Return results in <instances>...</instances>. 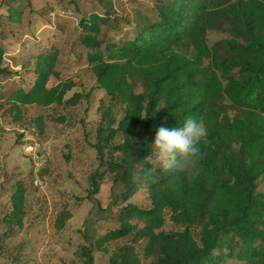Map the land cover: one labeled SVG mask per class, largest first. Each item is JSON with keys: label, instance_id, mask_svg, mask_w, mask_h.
<instances>
[{"label": "trees", "instance_id": "trees-1", "mask_svg": "<svg viewBox=\"0 0 264 264\" xmlns=\"http://www.w3.org/2000/svg\"><path fill=\"white\" fill-rule=\"evenodd\" d=\"M63 2L79 10L75 0ZM86 4L70 50L104 92L93 144L98 166L86 198L97 205L93 197L112 175L117 191L96 220L113 216L118 228L88 239L83 264L109 246L107 264H264V0H153L133 15L117 13L112 0ZM6 11L0 65L1 42L13 26H29L31 3L9 0ZM208 32L226 36L208 44ZM32 60L19 71L0 66V79L11 81L1 85V106L14 122L28 107L74 108L89 98H67L75 83L61 78L58 48ZM187 116L207 129L200 156L165 173L152 159L156 129ZM33 123L21 127L40 137L42 118ZM10 191L0 218L7 235L25 218L26 187L16 181ZM136 196L140 203L131 201ZM68 220L60 218L57 229Z\"/></svg>", "mask_w": 264, "mask_h": 264}, {"label": "rangeland", "instance_id": "rangeland-1", "mask_svg": "<svg viewBox=\"0 0 264 264\" xmlns=\"http://www.w3.org/2000/svg\"><path fill=\"white\" fill-rule=\"evenodd\" d=\"M8 1L0 0L1 20L7 16ZM29 1L31 22L29 26H13L12 37L1 42L5 45V57L0 66L19 71L21 65L31 64L38 51L58 48L61 78L72 79L75 83L67 98L73 93L88 95L89 98L74 108H25L20 122L12 120L6 113L7 106H1L0 100V218L10 209V189L15 182L21 181L26 187L22 228L12 235L6 234L5 227L0 228V264H83L80 249L88 247V239L118 228L113 216L96 220L103 217V211L109 207L113 193L117 191L112 175H106L93 197L97 205L86 198L88 177L98 166L93 144L99 120V102L104 92L96 85L85 63L72 56L70 45L79 34V19L87 16L90 6L86 4L87 0H75L79 7L75 11L63 0ZM112 1L114 10L123 15H133L138 7L146 10L153 2ZM14 5L16 7V2L11 6ZM225 36L222 32H208V44ZM10 83V80L0 79V89L1 85ZM37 117L43 120V133L39 138L49 149V159L39 175L40 185L35 186L30 174L32 163L20 154L16 129L21 125L35 128L33 120ZM260 188H264V182ZM131 201L140 203L142 197L136 196ZM65 217H70V220L62 229H57V221ZM169 228L167 224L166 229ZM110 254L111 246L107 253L94 251L93 264H107Z\"/></svg>", "mask_w": 264, "mask_h": 264}, {"label": "clouds", "instance_id": "clouds-1", "mask_svg": "<svg viewBox=\"0 0 264 264\" xmlns=\"http://www.w3.org/2000/svg\"><path fill=\"white\" fill-rule=\"evenodd\" d=\"M207 129L198 117L187 116L175 127L160 126L151 144L152 159L159 169L172 174L188 168L201 153Z\"/></svg>", "mask_w": 264, "mask_h": 264}, {"label": "built area", "instance_id": "built-area-1", "mask_svg": "<svg viewBox=\"0 0 264 264\" xmlns=\"http://www.w3.org/2000/svg\"><path fill=\"white\" fill-rule=\"evenodd\" d=\"M20 154L32 163L34 185H40L39 175L46 168L49 159V149L42 144L33 128L18 127L16 129Z\"/></svg>", "mask_w": 264, "mask_h": 264}]
</instances>
